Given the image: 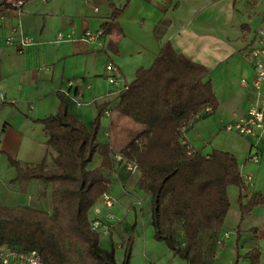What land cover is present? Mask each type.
Wrapping results in <instances>:
<instances>
[{
	"label": "crops",
	"instance_id": "0c3cea01",
	"mask_svg": "<svg viewBox=\"0 0 264 264\" xmlns=\"http://www.w3.org/2000/svg\"><path fill=\"white\" fill-rule=\"evenodd\" d=\"M11 2L6 0L9 7L0 9V206L52 212L51 185L30 180L21 193L13 182L16 169L9 159L23 167L37 165L45 158L46 168L54 167L56 154L47 148L48 137L39 121L55 115L59 94L69 93L81 102L76 105L66 97L69 112L87 128L100 109L110 110L100 118L105 127L97 133V140L110 145L115 161L107 189L115 205L99 215L110 226L109 234L100 236L99 244L106 250L111 244L124 249L129 209L142 203L139 196L134 197L136 204L130 203L132 192L140 189V175L138 171L134 175L128 172L131 162L118 151L137 125L114 111L120 95L108 82L104 70L112 62L119 72L120 84L128 85L138 69L152 65L162 43L168 42L184 58L207 69L217 101L215 110L200 114L182 128L184 142L204 157L213 151L231 154L238 162L241 177L252 179L247 190L228 188L229 208L218 236L215 259L210 264H252L246 254L254 250L256 264H264V205L252 207L244 216L240 213V205L247 206L254 195L264 198V155L258 163L247 160L251 153L264 152V147L224 129L235 116L245 115L255 100L252 61L246 55L254 46L258 31L264 30V6H260V0H26L17 9ZM125 4L127 7L118 18L122 37L116 46L117 54L107 48V34L96 41L81 40L84 32L95 33L110 21L112 5L122 8ZM94 8L98 9L96 13ZM165 19L169 25L158 42L153 29ZM14 28L33 38L32 46L19 49L7 45L6 36ZM58 34L62 35L59 42ZM261 92L264 93V86ZM94 155L98 156L94 166L97 168L101 157ZM116 156L121 159L116 160ZM140 190L150 203L149 194ZM116 237L120 243H114ZM143 244L147 245V238ZM157 245L160 256L156 258V251L149 252L148 256H153L149 260L182 264L169 249Z\"/></svg>",
	"mask_w": 264,
	"mask_h": 264
},
{
	"label": "trees",
	"instance_id": "16d2710c",
	"mask_svg": "<svg viewBox=\"0 0 264 264\" xmlns=\"http://www.w3.org/2000/svg\"><path fill=\"white\" fill-rule=\"evenodd\" d=\"M7 7L6 0H0V9ZM126 7L112 5L110 21L101 26L114 54L122 37L118 18ZM168 25L165 19L154 27L158 42ZM161 46L152 65L135 72L114 108L137 125L118 154L137 166V184L150 196L154 238L186 264H210L229 208L228 188L242 187L241 174L231 154L213 151L204 157L184 142L182 128L205 107L215 110L217 101L205 67L184 58L168 42ZM59 100L58 112L39 121L47 148L56 154L54 167L48 170L45 158L23 167L9 159L21 193L30 180L51 185L52 213L0 206V246L36 251L42 264H116L115 248L100 246V235L90 229L89 219L96 200L108 191L115 162L110 145L97 140L104 111L100 109L87 128L71 115L67 98L59 94ZM94 154L101 157V165L88 170ZM257 205H264L258 194L247 206L240 205V213L244 216ZM130 245L128 238L120 264H130ZM246 256L257 263L255 250Z\"/></svg>",
	"mask_w": 264,
	"mask_h": 264
},
{
	"label": "built area",
	"instance_id": "2783aa9c",
	"mask_svg": "<svg viewBox=\"0 0 264 264\" xmlns=\"http://www.w3.org/2000/svg\"><path fill=\"white\" fill-rule=\"evenodd\" d=\"M26 0H12L11 5L14 8H19L23 5ZM95 13L98 11L97 8L93 10ZM81 37L82 41L90 42L96 41L103 36L102 31L98 30L95 33L84 32ZM58 36V42L62 40V35ZM5 43L7 45H15L19 49L27 48L32 46L34 43L33 38L25 35L18 28H14L11 33L6 36ZM102 43V42H100ZM247 57L252 61V68L254 71V77L252 79V85L255 90V97L253 103L249 106L245 115H237L234 120L224 126L226 132L236 134L244 139H253L256 144L264 147V93L261 92L262 86H264V30H259L257 37L254 40V46L247 52ZM105 76L108 82L115 87L118 95L126 91L127 84H120V76L116 66L112 62H108L105 66ZM244 85L245 82L242 81ZM65 97L74 101L76 105H81V102L75 101L69 93H64ZM110 110L104 111V115H108ZM211 112L209 107H205L200 114H206ZM199 115H196V117ZM264 155V152L251 153L248 155V162L258 163L260 156ZM116 160L121 158L116 156ZM128 172L134 175L138 168L135 164L130 163L127 167ZM242 191L247 190L251 187L252 179L247 176H242ZM115 205L114 198L106 193H103L95 202L94 207L90 211V229L93 232H97L100 236L108 235L110 226L103 223L99 218L102 211L109 212L110 209ZM110 218V215L107 214ZM0 264H42L39 255L36 251H30L26 253L11 250L7 246H0Z\"/></svg>",
	"mask_w": 264,
	"mask_h": 264
},
{
	"label": "rangeland",
	"instance_id": "374dc122",
	"mask_svg": "<svg viewBox=\"0 0 264 264\" xmlns=\"http://www.w3.org/2000/svg\"><path fill=\"white\" fill-rule=\"evenodd\" d=\"M260 6H264V0H260ZM102 127H105L104 120H100V127L98 132H102ZM97 155H93L92 160L88 164L87 168L92 169L94 166L97 165ZM140 197V203H142L141 206H136L134 208H131L130 216H128L127 219V228L126 233L124 235V246L127 243L128 238L131 240V256H130V264H160L157 263L156 259L149 260V258L153 257L152 255L148 256L149 252L156 251V258L160 256L159 254L161 251H159L158 245L161 244L167 248V246L162 242L158 241L153 237V231L150 226V203L145 200V195L142 190L138 189L137 192H132V199L130 200V203L136 204L134 201V197L138 198ZM52 212L48 213L51 215ZM90 217V215H89ZM144 238H147V245L145 246L143 244ZM114 243H120L119 238H114ZM147 248V250L145 249ZM156 249V250H155ZM124 249H118L115 248V254L114 258L115 261L120 264L121 260L123 258ZM148 257V258H147ZM178 262L183 264V261L181 259H178L177 257H174ZM75 257L71 256V261L74 263ZM162 264V263H161Z\"/></svg>",
	"mask_w": 264,
	"mask_h": 264
}]
</instances>
